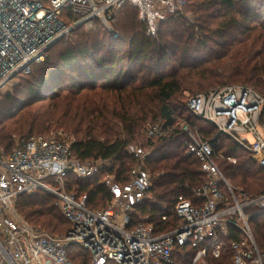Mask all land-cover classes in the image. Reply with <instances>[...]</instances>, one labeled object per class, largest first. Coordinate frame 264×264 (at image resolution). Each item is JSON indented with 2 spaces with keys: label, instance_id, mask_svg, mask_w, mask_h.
Returning <instances> with one entry per match:
<instances>
[{
  "label": "trees",
  "instance_id": "1",
  "mask_svg": "<svg viewBox=\"0 0 264 264\" xmlns=\"http://www.w3.org/2000/svg\"><path fill=\"white\" fill-rule=\"evenodd\" d=\"M186 10L195 21L184 12L162 22L150 37L136 8L126 5L110 20L116 38L96 19L94 29L85 31L87 25H82L58 41L47 59L34 64L0 103L5 153L18 141L63 129L74 139L76 158L110 162L97 178L69 179V191L88 195L89 209L104 210L112 195L101 179L115 175L125 185L138 164L129 149L144 150L153 186L133 223L162 235L178 224L169 214L178 199L195 201L196 190L207 182L201 162L188 153L191 140L184 121L201 140L212 143L214 160L231 184L252 197L264 195V167L231 138L218 134L213 124L195 116L184 101L187 92L195 97L242 85L264 97V0H189ZM78 19L69 9L62 16L69 26ZM155 126L159 132L150 136ZM18 208L28 223L51 236H64L71 229L56 198L45 192L20 197ZM166 215L170 222L163 221ZM254 231L264 252V220ZM68 254L76 264H91V256L75 245ZM195 255L191 247L181 248L176 264H192ZM233 255L226 246L221 260L208 261L232 264Z\"/></svg>",
  "mask_w": 264,
  "mask_h": 264
},
{
  "label": "built area",
  "instance_id": "2",
  "mask_svg": "<svg viewBox=\"0 0 264 264\" xmlns=\"http://www.w3.org/2000/svg\"><path fill=\"white\" fill-rule=\"evenodd\" d=\"M188 2L0 0V99L78 25L86 22L89 26L97 19L116 36L110 20L130 5L146 23L148 36L155 37L159 25L183 15ZM68 9L79 16L71 26L62 20ZM188 108L264 167V97L257 91L229 86L191 98ZM158 132L155 126L149 134ZM187 132L188 153L201 162L207 182L196 190L195 201L178 199L169 210L178 224L162 235L151 226L133 223L137 207L151 198L153 186L144 150L129 149L138 164L125 185L115 175L101 179L112 201L104 210H91L87 194L69 191V179L97 178L110 168L109 161L82 162L72 151V140L63 139L66 134L62 132L18 141L9 154L0 145V264H76L68 254L73 245L91 256V264H176L177 253L184 247L196 251L192 264H210L208 260L222 259L226 246L234 252L232 264H264L254 231L264 220V195L252 197L234 187L214 160L212 143ZM39 192L56 198V206L71 224L66 235L51 236L19 215L20 197ZM163 221L170 222V218L166 215Z\"/></svg>",
  "mask_w": 264,
  "mask_h": 264
},
{
  "label": "rangeland",
  "instance_id": "3",
  "mask_svg": "<svg viewBox=\"0 0 264 264\" xmlns=\"http://www.w3.org/2000/svg\"><path fill=\"white\" fill-rule=\"evenodd\" d=\"M137 10V9H136ZM121 11V10H120ZM119 11V12H120ZM138 11V10H137ZM186 11H187V13H186ZM118 12V13H119ZM117 14V13H116ZM138 14H139V11H138ZM185 14H186V16H187V18L190 20V21H195V17L191 14V12H188V10H186L185 9ZM139 19H140V15H139ZM104 25V24H103ZM105 26V25H104ZM94 27H95V25L92 23V25H89V26H86V29H85V31H90V30H92V29H94ZM111 28H112V26H111ZM105 29H106V31H108L109 32V34H110V36H112V37H114V38H116L117 37V35L116 36H113L111 33H110V31L105 27ZM112 30H113V28H112ZM114 31V30H113ZM60 48V47H59ZM17 83H15V85H16ZM15 85H13V87L11 88V90L9 91V92H12L13 91V88H14V86ZM232 85H242V84H232ZM243 86V85H242ZM216 89V88H215ZM214 90V89H213ZM213 90H211L210 92H212ZM8 92V93H9ZM203 93V92H202ZM199 94H201V93H199ZM4 97V96H3ZM3 97L0 99V103L2 102V99H3ZM194 97V95L193 94H190V93H185V95H184V101L185 102H189V100L191 99V98H193ZM182 122V125H183V128H184V130L185 131H190L191 132V130L189 129V127H188V125H186L185 124V122L184 121H181ZM59 131H57V132H53V133H59V132H62V133H64V134H66L65 133V131H63V129H58ZM53 133L52 134H49V135H47V136H54L53 135ZM67 135V136H66ZM66 135H63V139H65L66 141H68V140H74L73 139V137H71V135L69 136L68 134H66ZM55 136H58L59 137V135H55ZM69 139H68V138ZM223 156V154L222 155H220V157H222ZM224 157V156H223ZM223 157H222V159H223ZM230 162H234L235 163V161H230ZM217 163V165H219L218 164V162H216ZM220 168V167H219ZM220 170H221V168H220ZM221 172H222V170H221ZM222 174H223V172H222ZM223 176H225V174H223ZM233 185V184H232ZM233 186H235V185H233ZM236 187V186H235ZM75 189H77V188H75ZM240 189V188H239ZM72 191V190H71ZM56 203H57V200H56ZM17 210H19V208H18V205H17ZM19 215L20 216H22V214L19 212ZM22 218L23 219H25L23 216H22ZM262 222V221H261ZM260 222V223H261ZM57 236H59V235H57Z\"/></svg>",
  "mask_w": 264,
  "mask_h": 264
},
{
  "label": "water",
  "instance_id": "4",
  "mask_svg": "<svg viewBox=\"0 0 264 264\" xmlns=\"http://www.w3.org/2000/svg\"><path fill=\"white\" fill-rule=\"evenodd\" d=\"M82 25H86V22H85V23H82V24H80V25H78L77 27L82 26ZM77 27H76V28H77ZM73 30H74V29H73ZM73 30L70 31V34L73 32Z\"/></svg>",
  "mask_w": 264,
  "mask_h": 264
}]
</instances>
